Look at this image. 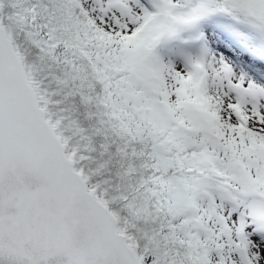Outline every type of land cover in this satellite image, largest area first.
I'll use <instances>...</instances> for the list:
<instances>
[{"label": "snow or ice", "instance_id": "snow-or-ice-1", "mask_svg": "<svg viewBox=\"0 0 264 264\" xmlns=\"http://www.w3.org/2000/svg\"><path fill=\"white\" fill-rule=\"evenodd\" d=\"M0 264H264V0H0Z\"/></svg>", "mask_w": 264, "mask_h": 264}]
</instances>
